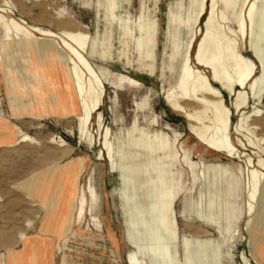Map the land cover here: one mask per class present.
<instances>
[{"label":"rangeland","instance_id":"1","mask_svg":"<svg viewBox=\"0 0 264 264\" xmlns=\"http://www.w3.org/2000/svg\"><path fill=\"white\" fill-rule=\"evenodd\" d=\"M5 1L13 7L7 16L29 26L83 33L88 42L85 57L105 87L102 127L98 128L94 114L90 146L80 140L74 96L54 60L39 65L31 54L30 62L41 68H30L26 74H13L0 63V255L6 264H40V257L45 258L41 253L32 252L26 263L16 257L36 236L51 239L49 264H127L130 254H136L142 264H244L242 255L249 264H264L261 215L254 217L248 231L246 226L244 163L200 145L190 133L189 122L164 102L177 81L200 0H0V7ZM231 1L236 3L226 10L227 21L221 26L237 41L240 54L253 60L256 76H261L264 51L256 57L254 53L264 49V38L258 37L264 25V3L258 5L252 29L247 24L242 38L236 18L242 8L244 16L246 3ZM221 10L219 0V17ZM4 42L0 29V43ZM123 76L140 86L121 83ZM223 96L234 128L239 119L232 109L234 98L225 92ZM255 108L262 115L252 117L251 123L260 138L264 136V93L259 100L250 98L245 111ZM107 128L117 170L111 168L103 145ZM233 128L232 143L256 161L262 154ZM24 134L34 142H18ZM52 139L63 140L67 147H58ZM241 139L246 148L239 144ZM134 143L141 155L134 151ZM53 169L58 175L45 205L40 206L22 187ZM125 174L135 176L144 216L140 209L133 214L130 208ZM89 179L97 194L94 216L100 228L86 215L62 237L66 222L74 216L78 189L87 190ZM90 203L88 195V207ZM260 208L257 204L256 211ZM148 218L167 257L150 253L151 233L144 224Z\"/></svg>","mask_w":264,"mask_h":264},{"label":"bare ground","instance_id":"2","mask_svg":"<svg viewBox=\"0 0 264 264\" xmlns=\"http://www.w3.org/2000/svg\"><path fill=\"white\" fill-rule=\"evenodd\" d=\"M220 1L223 10H221L219 17L216 13V5L219 0H200L194 20V29L187 41L184 54L181 58L177 81L172 90L168 91L164 96V102L172 111L181 114L189 122L190 133L200 145L212 152L244 163L243 175L246 177L247 199L245 216L248 218L246 223L248 231L255 219L254 217L258 214L261 215L264 222V136L258 138L253 131L251 123L252 117L262 115L261 110L255 108L253 112L247 113L245 109L248 106L250 98L259 100L263 95L264 74L256 76V66L253 60L240 54L237 41L229 37L223 30L224 27L221 26V23L225 24V21H227L226 10L235 5L236 2L231 0ZM209 2L210 5L208 4ZM260 3H264V0H244V4L246 5L244 16L241 17L242 8L236 18L237 33L242 38L244 37L247 24H250L252 29L255 14ZM4 4V6L0 7V29L3 31L5 41L2 44L0 43V63L3 66L9 67L13 74L17 72L26 74L30 71V68H41L40 66H34L35 64L30 62L29 56H32L31 54L39 60V65L44 60H54L62 71L65 85L70 86L72 95L74 96L75 109L77 108L79 112L76 117V127L80 140L87 142L91 146L94 140L89 132V125L92 122L93 115L97 114L98 128L101 129L102 127L103 115L100 106L105 87L99 74L85 57L88 49L86 37L83 33L75 32L74 30V32H64L65 30L63 29L64 31L61 33H55L47 29L29 26L21 19L16 20L8 17L7 15L13 13V7L7 1ZM262 12L261 21L264 22V11ZM205 16L206 19L202 27H200V21ZM230 32L236 34L232 30ZM258 37L264 38V25L259 29ZM192 49H194L193 54ZM263 51L264 49L256 50L254 53L255 57ZM192 61L195 67L192 66ZM203 69L208 71L209 76L202 71ZM120 82L132 87L140 86L139 82L125 76L121 77ZM223 92L234 98L232 109L239 117L234 128L231 123L232 111L225 105ZM30 106L32 105H26L24 109H28ZM19 107L22 108V106ZM188 107L192 109H188ZM55 108L58 111V106ZM232 128L236 134L244 138L248 146L262 154L258 156L256 161L250 155L240 152L232 143L230 137ZM108 130L107 128L103 145L106 149L107 159L111 168L117 170V161L115 162L114 160L113 147L107 140ZM18 142L33 143L34 141L30 136L24 134ZM52 142L60 148L67 147V144L63 140L55 142L52 139ZM239 144L243 148L247 146L242 139L239 140ZM133 149L141 155V149L137 143L133 144ZM167 150H170V146ZM183 161L186 164L189 163L185 155ZM74 172L75 167L73 166L70 174L73 176ZM57 175L58 171L53 169L49 171V175L35 176L22 187L23 191H25L27 197L33 200L38 199L40 206H44L50 191L53 189L52 183ZM125 175H127L129 182L128 201L130 208L133 214H138L137 211L140 209V213L143 215L145 211L142 206L135 176L132 174ZM90 183L91 180L89 179L87 190L84 188L82 190L80 188L78 189L75 213L66 222L61 234L62 237L70 232L75 223H81L86 215L90 216L92 222L100 228V220L98 221L94 216L98 205L97 194L95 195L92 191ZM144 194L149 196L147 191ZM88 195L91 200L89 207ZM257 204H261V208L258 211H256ZM144 224L151 233L150 253L157 255V257H167L160 250L158 236L153 233L155 224L149 218L148 221H144ZM21 239L25 240L24 236ZM32 252L37 254L41 253V255L44 254L45 258L40 257V264H47V255L44 249L41 248L38 251L29 243H26V249L17 254L16 257L22 263H26ZM242 260L244 264H249L243 255ZM127 264L142 263L136 254H130L127 259Z\"/></svg>","mask_w":264,"mask_h":264},{"label":"crops","instance_id":"3","mask_svg":"<svg viewBox=\"0 0 264 264\" xmlns=\"http://www.w3.org/2000/svg\"><path fill=\"white\" fill-rule=\"evenodd\" d=\"M13 138L14 137L12 135L11 139H13ZM50 241H51V239L45 238V237L42 238L41 236H36V239H28V243L31 246H33L35 249H37L38 251L41 248L44 249V251L46 252L45 254L47 255V264H49V259L51 257V242ZM0 264H6L5 258L2 254L0 255Z\"/></svg>","mask_w":264,"mask_h":264}]
</instances>
